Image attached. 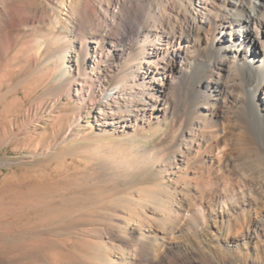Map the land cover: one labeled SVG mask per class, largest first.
I'll return each instance as SVG.
<instances>
[{
    "label": "rangeland",
    "instance_id": "obj_1",
    "mask_svg": "<svg viewBox=\"0 0 264 264\" xmlns=\"http://www.w3.org/2000/svg\"><path fill=\"white\" fill-rule=\"evenodd\" d=\"M80 1L0 0V264H264L253 109L258 142L237 119L173 144L172 114L102 115L120 82L101 16L117 24L121 10Z\"/></svg>",
    "mask_w": 264,
    "mask_h": 264
},
{
    "label": "bare ground",
    "instance_id": "obj_2",
    "mask_svg": "<svg viewBox=\"0 0 264 264\" xmlns=\"http://www.w3.org/2000/svg\"><path fill=\"white\" fill-rule=\"evenodd\" d=\"M80 4L84 12L89 8L98 13L96 2ZM117 4L121 10L113 11L117 24L101 16L110 28L107 39L118 62L114 80L120 82L102 94V115L126 118L117 122L122 126L172 114L177 127L171 140L182 144L198 141L195 127H220L237 119L257 142L261 140L254 127L264 128V96L259 95L264 93V0H117ZM251 109L255 125L247 122ZM138 135L134 129L126 146L133 147ZM245 135L236 140L246 143ZM257 150L264 154V140ZM229 212L224 202L214 215L224 218ZM255 224L256 232L263 231L264 216Z\"/></svg>",
    "mask_w": 264,
    "mask_h": 264
}]
</instances>
